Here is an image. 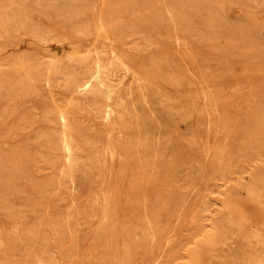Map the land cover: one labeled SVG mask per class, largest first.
Returning a JSON list of instances; mask_svg holds the SVG:
<instances>
[{
    "label": "bare ground",
    "instance_id": "6f19581e",
    "mask_svg": "<svg viewBox=\"0 0 264 264\" xmlns=\"http://www.w3.org/2000/svg\"><path fill=\"white\" fill-rule=\"evenodd\" d=\"M233 1L238 5L257 1L264 7V0ZM122 3L124 0H104L98 21L79 25L72 32L79 45L73 47L69 39H63V53L49 54L48 62L19 57L16 66L9 67L0 57V96L13 86L7 97L15 108L33 102L36 110L0 134L7 139L19 136L40 161L58 169L72 188L77 186L83 193V200L59 220L47 222L41 214L37 227L32 228L21 215L8 226L0 225V264L130 263L134 258L131 217L144 235H163L167 229L156 220L155 206L148 207L147 195L152 189L160 182L168 183L175 188L170 195H176V200L192 198L195 185L218 180L225 162L234 160L230 147H221L215 138L232 127V60L242 57L238 71L242 76L251 73V66L264 71V46L255 38L264 20L235 8L231 18L245 15L249 20H239L233 27L235 34L222 44L219 69L197 50L158 48L149 38L150 27L141 32L111 25L118 11L115 4ZM187 4L194 8L193 14L179 1L160 8L157 17L169 21L176 16L185 28L198 17L211 19L202 11L200 0ZM9 7L16 9L9 11ZM75 9L68 21L86 13ZM21 10L18 3L0 4V37L30 33L41 42L55 40L51 32L36 29ZM210 24L215 26V22ZM250 58L260 61L251 64ZM250 78L256 83V76L250 74ZM180 173L184 176L177 178ZM175 179H181L180 184ZM234 188L237 195L255 196L250 187ZM40 191L50 193L54 188ZM163 210L171 209L165 206ZM217 211L211 244L226 246L228 240L238 237L241 226L231 214L219 207ZM86 219L96 232L104 228L110 236L104 243L97 238L84 255L79 250L65 255L44 235L50 226L53 232L61 230L64 242H73ZM257 239L264 241V234L257 233L247 241ZM100 246L106 249L104 257L98 253ZM253 254L236 249L226 264H264V256Z\"/></svg>",
    "mask_w": 264,
    "mask_h": 264
},
{
    "label": "rangeland",
    "instance_id": "374dc122",
    "mask_svg": "<svg viewBox=\"0 0 264 264\" xmlns=\"http://www.w3.org/2000/svg\"><path fill=\"white\" fill-rule=\"evenodd\" d=\"M179 1L185 3L187 13H194V8L187 4L190 0H147L146 5H142V0L129 3L124 0L122 4H115L118 11L111 25L118 24L127 31L137 29L141 32L150 27L149 38L158 48L169 52H176L177 47L185 51L197 50L208 58L212 66L220 69L223 62L222 44L235 34L233 27L239 20L241 23L249 20L245 15L231 18L230 14L235 8L240 7L257 20H264V7L260 2H242L238 5L233 0H200L202 11L209 13L211 19L198 17L188 28L176 21V16L169 21L157 17L160 8ZM10 3L20 4L21 11L28 14L36 29L44 34L51 32L55 38L41 42L30 33H19L14 38L0 37V57L9 67H15L19 57L31 62H48L49 54L63 53V39H69L73 47L79 45H76L79 40L73 37L72 32L79 25L98 21V11L103 7L104 0H0V4ZM76 7L86 13L77 15V20L68 21L66 18L72 15ZM15 9L8 8L9 11ZM211 22H215V26ZM255 38L264 46V26L257 31ZM117 46V50H120L119 43ZM249 55L252 56V53ZM241 61L242 57L232 60V127L215 138L221 147H230L234 160L225 162L218 180L207 179L195 185L192 198L176 200V195H170L175 188L173 190L168 183L160 182L158 187L152 189L147 195L148 207L151 204L155 206L158 213L156 220L167 229L163 235H144L131 217L128 220L129 236L134 258L127 264H226L236 249L245 255L254 253L264 256V241H247L257 233L264 234V71L251 66V73L242 76L238 72L243 65ZM259 61L260 58L249 60L251 64H258ZM250 74L257 77L256 83L251 82ZM13 90L14 87L9 86L2 90L0 96V132L15 128L26 113L36 112L32 108L33 102H25L16 109L7 97ZM183 176L184 173H180L177 178ZM178 180L177 184H180ZM235 185L241 189L252 188L255 196L246 198L237 195ZM42 187L54 188V191L41 192ZM74 187L60 175L58 169L40 161L34 149H27L19 136L7 139L0 134L1 226H8L10 220L21 215L32 228L37 227L41 214H45L47 222L61 219L73 204L83 200V193L77 186ZM165 206L171 210H163ZM218 207L231 214L227 216L241 226L238 237H232L226 246L211 244L216 232L214 225L219 215ZM31 210L37 216L34 217ZM94 228L89 219L84 220L73 242H64L65 236L61 230L53 232L50 226L44 235L56 242L57 250L63 254L68 255L69 250L72 253L79 250L84 255L88 245L97 238L104 243L110 236L108 230L97 228L99 232H96ZM161 229L164 231L163 227ZM97 250L100 256L106 255L104 246Z\"/></svg>",
    "mask_w": 264,
    "mask_h": 264
}]
</instances>
